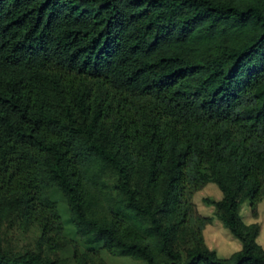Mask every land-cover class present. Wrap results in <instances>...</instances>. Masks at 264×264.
I'll use <instances>...</instances> for the list:
<instances>
[{
	"label": "trees",
	"instance_id": "obj_1",
	"mask_svg": "<svg viewBox=\"0 0 264 264\" xmlns=\"http://www.w3.org/2000/svg\"><path fill=\"white\" fill-rule=\"evenodd\" d=\"M241 242L208 249L192 196ZM86 245L145 264H264V0H0V231L38 251L0 264H106L64 235L51 188ZM44 252V254H43Z\"/></svg>",
	"mask_w": 264,
	"mask_h": 264
},
{
	"label": "rangeland",
	"instance_id": "obj_2",
	"mask_svg": "<svg viewBox=\"0 0 264 264\" xmlns=\"http://www.w3.org/2000/svg\"><path fill=\"white\" fill-rule=\"evenodd\" d=\"M50 199L56 203L59 215L63 222L64 235L76 244L79 252L89 249L97 251L98 255L106 264H145L143 261L128 256H117L103 252L100 245L84 244L78 234L70 217L66 200L56 187L50 190ZM222 198V192L214 182H208L194 192L192 202L197 212L211 221L207 222L202 229V237L208 249L215 251L219 257H228L241 248V242L222 223L215 213V208L208 201H218ZM240 220L246 224H257L258 233L256 243L264 250V198L256 205L253 212L248 199H243L239 204ZM4 248L11 253H22L26 251H38L36 240L38 230L34 227L23 229L17 220L5 222L1 228ZM44 254V252H43ZM51 258L65 259L66 264H76L73 244H67L56 253L50 254Z\"/></svg>",
	"mask_w": 264,
	"mask_h": 264
}]
</instances>
